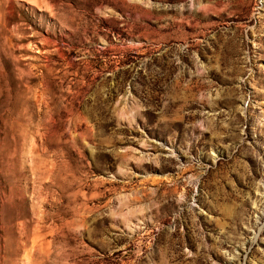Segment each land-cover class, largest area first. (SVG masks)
Segmentation results:
<instances>
[{"label": "rangeland", "instance_id": "obj_1", "mask_svg": "<svg viewBox=\"0 0 264 264\" xmlns=\"http://www.w3.org/2000/svg\"><path fill=\"white\" fill-rule=\"evenodd\" d=\"M0 264H264V0H0Z\"/></svg>", "mask_w": 264, "mask_h": 264}]
</instances>
